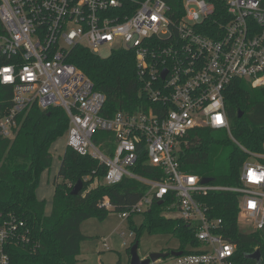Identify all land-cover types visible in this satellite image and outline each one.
Wrapping results in <instances>:
<instances>
[{
    "label": "built area",
    "instance_id": "1",
    "mask_svg": "<svg viewBox=\"0 0 264 264\" xmlns=\"http://www.w3.org/2000/svg\"><path fill=\"white\" fill-rule=\"evenodd\" d=\"M181 3L172 9L165 0H0V84L11 88L0 136L13 139L18 117L33 107L61 108L69 120L66 146L105 168L103 184L127 177L147 186L121 218L167 198L182 222L194 228L199 246L193 252L150 264H233L235 245L220 233L222 220L211 217L201 199L213 192L238 194V225L243 220L247 230L264 231V153H249L241 186L223 187L182 172L177 152L196 128L224 131L235 141L224 92L235 79L264 87V0ZM215 4L224 6L218 14L225 9L216 17ZM75 46L95 55L101 47L110 54L133 52L149 105L103 115L104 95L66 62ZM99 131L113 135L111 153L93 140ZM141 153L147 164L163 170L161 180L131 171ZM102 205L109 208L106 200ZM16 245L35 247L25 222L10 214L0 221V264H13Z\"/></svg>",
    "mask_w": 264,
    "mask_h": 264
},
{
    "label": "trees",
    "instance_id": "2",
    "mask_svg": "<svg viewBox=\"0 0 264 264\" xmlns=\"http://www.w3.org/2000/svg\"><path fill=\"white\" fill-rule=\"evenodd\" d=\"M165 1L172 9L181 8L182 0ZM207 1L216 3V0ZM223 7L215 4L213 16L225 12L224 9L218 14ZM66 62L82 71L94 89L104 95L103 115L110 117L119 111L132 113L149 105L143 84L137 78L133 52L115 50L102 58L85 47L75 46ZM10 102L11 88L0 84V117L6 114ZM224 102L235 141L224 131L196 128L181 140L177 158L180 170L186 174L211 178L217 186L239 187L241 168L249 153H264V87L252 88L246 80L235 79L225 89ZM239 111L243 113L241 118H238ZM17 121L13 139L0 136V221L12 214L25 222L35 247L14 246L13 264H77L81 243L90 239L81 232L82 223L92 218L104 221L110 213L131 212L148 188L127 177L118 184H103L105 168L66 146L53 183L51 212L46 215L45 200L37 198L36 190L42 173L52 166L50 148L66 135L69 120L59 107L47 110L33 107ZM93 140L97 144L102 142V149L111 153L112 134L99 131ZM131 171L147 179L161 180L164 175L160 167L147 164L145 153L137 157ZM79 180L83 182V189L73 196L72 187ZM94 181L96 184L91 187ZM105 200L109 203L108 209L102 205ZM201 201L211 217L222 220L220 233L235 245L233 264H264V231L239 228L238 194L213 192ZM169 203L167 198L161 205L154 201L141 214L142 224L132 228L135 242L139 243L143 233L171 235L178 240V247L165 252L191 253L199 246L195 230L182 222L177 208L168 206ZM135 215L130 214L128 219ZM258 249L260 260L251 259L249 256ZM116 264L122 262L119 260Z\"/></svg>",
    "mask_w": 264,
    "mask_h": 264
},
{
    "label": "rangeland",
    "instance_id": "3",
    "mask_svg": "<svg viewBox=\"0 0 264 264\" xmlns=\"http://www.w3.org/2000/svg\"><path fill=\"white\" fill-rule=\"evenodd\" d=\"M98 55L106 58L110 55V52L107 47H101ZM65 147L66 136L59 138L51 146L52 166L50 170L42 173L36 190L37 198L45 200L46 215L51 212L53 183ZM90 186H95V181ZM143 218V215L136 214L130 220L121 218L117 213H110L104 221L92 218L82 223L81 232L90 239L81 243L77 264H116L119 260L122 264H129V250L136 239V235L132 233V228H138L142 224ZM239 225L241 230L248 229L245 228L243 220L240 221ZM122 233L124 234L123 237H121ZM124 241L126 242L125 245L123 244ZM178 244V240L171 235H148L143 233L139 238L138 255L140 258H146L150 253L176 249Z\"/></svg>",
    "mask_w": 264,
    "mask_h": 264
},
{
    "label": "water",
    "instance_id": "4",
    "mask_svg": "<svg viewBox=\"0 0 264 264\" xmlns=\"http://www.w3.org/2000/svg\"><path fill=\"white\" fill-rule=\"evenodd\" d=\"M243 116L242 112H238V118H241ZM213 180L211 178H204L201 180L202 184H209L212 183ZM83 189V182L81 180L77 181V183L73 186L71 190V195L76 196L78 195ZM162 202H159V205H161ZM130 260L129 264H150L151 262H154L158 259L166 258L168 256H180L182 255V251H172V252H155L150 253L146 258H140L138 255V242H135L129 250ZM251 259L259 261L261 258L260 250H256L254 253H252L249 256Z\"/></svg>",
    "mask_w": 264,
    "mask_h": 264
}]
</instances>
